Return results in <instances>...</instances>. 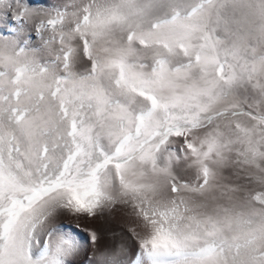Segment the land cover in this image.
I'll use <instances>...</instances> for the list:
<instances>
[{"label":"snow or ice","instance_id":"1","mask_svg":"<svg viewBox=\"0 0 264 264\" xmlns=\"http://www.w3.org/2000/svg\"><path fill=\"white\" fill-rule=\"evenodd\" d=\"M0 264H264V0H0Z\"/></svg>","mask_w":264,"mask_h":264},{"label":"rangeland","instance_id":"2","mask_svg":"<svg viewBox=\"0 0 264 264\" xmlns=\"http://www.w3.org/2000/svg\"><path fill=\"white\" fill-rule=\"evenodd\" d=\"M129 226H130L129 222L125 218H123V216L119 213L111 218L110 227L118 236L121 233H126L127 227Z\"/></svg>","mask_w":264,"mask_h":264}]
</instances>
